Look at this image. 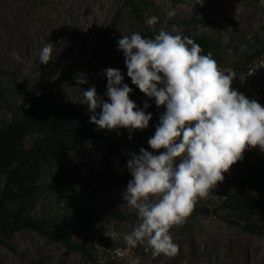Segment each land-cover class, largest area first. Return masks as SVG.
<instances>
[{"label": "rangeland", "instance_id": "1", "mask_svg": "<svg viewBox=\"0 0 264 264\" xmlns=\"http://www.w3.org/2000/svg\"><path fill=\"white\" fill-rule=\"evenodd\" d=\"M147 1L157 9L156 15L148 12L147 18H159L150 27L188 37L208 35L227 45V57L221 63L217 62L224 71L233 70V63L250 52L247 37L257 33L264 38V5L260 0ZM123 2L2 0L0 81L6 88L8 101L28 107L33 100L49 92L48 104L58 105L83 102L82 91L92 86L99 96L105 92V70L120 69L125 60L123 52L118 51V40L122 35H130L140 28L131 10L123 7ZM198 6L220 24L218 30L193 21ZM120 9L117 26L106 36ZM46 43H52L54 48L52 60L44 65L39 62V53ZM14 53L19 54V60ZM236 75L232 88L264 107V55L244 66ZM80 78L87 82L77 84ZM154 100L148 99L140 90L135 98L142 110L145 101L150 105ZM165 110L164 106L157 107L155 104L153 111L157 119L152 117L147 129L132 132L131 139L125 129L122 148L114 156L105 154V140L95 139L75 149L64 170L57 164L45 169L43 182L59 177L81 185L74 192L41 191L31 215L42 218L66 215L72 220L89 218L91 223L88 226L78 229L67 226L65 231L72 240L94 246L101 264H131L135 259H139V264H263L264 236L253 235L233 223L234 214L223 207L226 197L222 194L201 199L187 222L170 230L174 242L180 246V253L175 258L153 256L146 244L135 248L126 245L122 234L139 222L137 213L124 200L126 187L112 185L104 177L119 174L132 178L126 167L130 159L128 153L139 154L140 147L153 151L148 140L154 135ZM11 120V111L0 106V124H8ZM122 129H116L112 138L117 137ZM36 137L30 136L27 146ZM160 151L163 149L154 154ZM224 176V181L216 189L233 193L240 174L231 167ZM255 180L264 183V164ZM247 198L251 203H260L264 201V194L250 192ZM105 212L135 213V216L105 223L95 220L97 215ZM262 216L259 214L257 219L261 221ZM0 259L2 264H32L33 260L49 264H91L81 252L49 241L32 230L19 231L11 246L3 243L0 237Z\"/></svg>", "mask_w": 264, "mask_h": 264}, {"label": "clouds", "instance_id": "2", "mask_svg": "<svg viewBox=\"0 0 264 264\" xmlns=\"http://www.w3.org/2000/svg\"><path fill=\"white\" fill-rule=\"evenodd\" d=\"M158 19L152 16L146 23L153 26ZM53 48L52 43L42 47L40 63L52 60ZM118 51L123 52L132 84L166 109L148 140L153 151L140 147L139 154L128 153L132 179L124 200L136 210L139 222L122 234L123 240L130 248L146 244L153 256L175 258L180 246L170 230L187 222L197 203L224 181V173L247 149L264 152V107L233 89L236 73L222 70L212 54H202V47L188 36L163 29L154 38L133 32L118 40ZM104 74L106 100L94 86L82 91L89 122L98 130L127 129L131 139L132 132L149 127L152 114L130 99L133 89L119 69L108 68ZM148 107L145 101L143 108ZM131 264H139V259Z\"/></svg>", "mask_w": 264, "mask_h": 264}, {"label": "trees", "instance_id": "3", "mask_svg": "<svg viewBox=\"0 0 264 264\" xmlns=\"http://www.w3.org/2000/svg\"><path fill=\"white\" fill-rule=\"evenodd\" d=\"M1 3L2 0H0V7ZM123 7L131 10L132 16L140 25L137 33L146 38H154L159 34L160 29L152 28L146 23L148 12L157 14L154 4L147 0H124ZM121 11L120 9L117 12L106 36L117 26ZM193 21L212 30L220 28V24L205 14L203 7L200 6L195 9ZM171 34L175 35V33ZM189 38L202 47V54L211 53L217 62L221 63L228 55L229 47L212 36L194 35ZM246 42L250 52L233 63V70L236 73L264 55V38L259 34L247 37ZM119 70L124 75L123 82L133 89L130 99L136 103L135 98L139 89L127 76L124 62ZM106 91L100 95L105 100L107 99ZM50 96L51 94L46 92L33 100L32 105L28 107L14 105L8 101L6 88L0 81V106L12 113L11 122L5 125L0 124V237L3 243L11 246V241L19 231L32 230L49 241L62 243L70 250L81 252L91 264H101L94 246L72 240L65 231L67 226H73L75 229L88 226L91 223L89 218L72 220L73 218L66 215L42 218L32 216L31 211L41 191L48 189L74 192L81 185L80 183L72 184L59 177L43 182L42 173L45 169L57 164L61 170H64L72 152L95 139L105 140V154L114 156L122 148V136L125 134V129H122L117 137L112 138L115 130H98L95 124L89 122L91 113L82 101L49 105ZM154 106L155 100L144 111L151 113L152 117L157 119L153 111ZM99 111L100 109H97V112ZM32 135L37 137L30 146H27V139ZM263 164L264 152H261L259 147L247 149L242 160L231 166L240 174L235 191L230 193L215 188L210 194L224 195L226 198L223 201V207L234 214L235 219L232 222L257 236H264V201L251 203L247 196L250 192L264 194V183L255 180ZM104 178L110 184L119 187H127L132 179L119 174H111ZM259 214H263L261 221L257 219ZM133 216L135 213L105 212L97 215L95 220L105 223L114 219H129ZM0 264H2L1 259ZM32 264L49 263L33 260Z\"/></svg>", "mask_w": 264, "mask_h": 264}, {"label": "bare ground", "instance_id": "4", "mask_svg": "<svg viewBox=\"0 0 264 264\" xmlns=\"http://www.w3.org/2000/svg\"><path fill=\"white\" fill-rule=\"evenodd\" d=\"M248 245V244H247Z\"/></svg>", "mask_w": 264, "mask_h": 264}]
</instances>
